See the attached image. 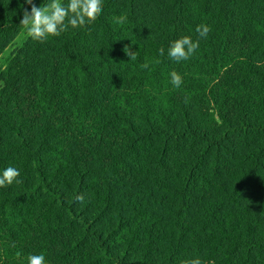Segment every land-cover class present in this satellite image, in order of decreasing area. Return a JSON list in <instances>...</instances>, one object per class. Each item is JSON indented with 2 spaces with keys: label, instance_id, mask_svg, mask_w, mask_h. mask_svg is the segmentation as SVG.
<instances>
[{
  "label": "trees",
  "instance_id": "16d2710c",
  "mask_svg": "<svg viewBox=\"0 0 264 264\" xmlns=\"http://www.w3.org/2000/svg\"><path fill=\"white\" fill-rule=\"evenodd\" d=\"M24 8L0 0V264H264V0H103L43 43Z\"/></svg>",
  "mask_w": 264,
  "mask_h": 264
},
{
  "label": "clouds",
  "instance_id": "9594fccd",
  "mask_svg": "<svg viewBox=\"0 0 264 264\" xmlns=\"http://www.w3.org/2000/svg\"><path fill=\"white\" fill-rule=\"evenodd\" d=\"M26 5L30 6L22 9V19L19 24L23 27L27 37L35 42L43 43L48 36H60L61 33L67 31L69 25L77 28L94 22L103 10V0H68L67 4L64 0H50V2L37 6L33 0H24ZM117 25H123L127 22V16L121 14L114 17ZM211 27L207 24H200L195 31L199 37L207 39L211 32ZM199 47V41H193L191 37L184 36L173 41L168 48V57L179 63L189 60ZM129 60L137 59V52L132 51L129 46L123 49ZM160 56L164 55V49H159ZM154 63H160L155 60ZM141 69H150L149 62L140 65ZM170 83L179 88L182 83V77L175 71L170 73ZM20 175L19 170L13 166L5 168L0 174V188L8 187L14 181L20 183L22 181L16 178ZM74 200L83 204L85 195L83 193L76 194ZM27 264H45L44 253L30 254L27 257ZM182 264H202L199 258L183 261ZM211 264V262H209Z\"/></svg>",
  "mask_w": 264,
  "mask_h": 264
}]
</instances>
